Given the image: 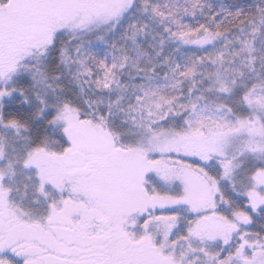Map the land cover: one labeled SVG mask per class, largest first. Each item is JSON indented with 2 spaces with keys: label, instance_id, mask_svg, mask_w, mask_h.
Listing matches in <instances>:
<instances>
[{
  "label": "snow or ice",
  "instance_id": "1",
  "mask_svg": "<svg viewBox=\"0 0 264 264\" xmlns=\"http://www.w3.org/2000/svg\"><path fill=\"white\" fill-rule=\"evenodd\" d=\"M0 264H264V0H0Z\"/></svg>",
  "mask_w": 264,
  "mask_h": 264
}]
</instances>
